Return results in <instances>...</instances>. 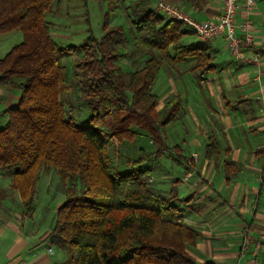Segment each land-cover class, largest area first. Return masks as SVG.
<instances>
[{"label":"trees","instance_id":"1","mask_svg":"<svg viewBox=\"0 0 264 264\" xmlns=\"http://www.w3.org/2000/svg\"><path fill=\"white\" fill-rule=\"evenodd\" d=\"M58 1L0 0V33L22 32V41L0 59V88L20 91L0 128V171L13 178L25 216L34 212L40 170L57 171L65 199L49 237L66 251L63 264H199L188 248L201 233L182 222L176 190L165 194L153 189L148 167L113 175L107 146L112 138L131 141L145 131L154 149L140 148L134 163L165 154L177 164L187 161L179 145L166 142L167 125L181 114V96L173 94L158 111L153 85L164 63L179 64L189 57H195V76L213 73L217 67L206 42L183 44L191 28L157 11L156 0H106L108 12L128 17L130 37L123 36L121 25H109L108 12L103 34L96 37L88 0H81L88 35L82 44L62 47L46 16ZM183 1L200 11L208 0ZM128 44L145 57L141 67L124 72L119 63L128 55ZM64 56H77L73 67L81 100L89 107L88 125L66 116ZM219 152L216 139L209 138L205 156L215 159Z\"/></svg>","mask_w":264,"mask_h":264},{"label":"crops","instance_id":"2","mask_svg":"<svg viewBox=\"0 0 264 264\" xmlns=\"http://www.w3.org/2000/svg\"><path fill=\"white\" fill-rule=\"evenodd\" d=\"M165 1L195 20L213 21L223 12V0H208L200 11L183 0ZM255 2L250 13L253 44L244 50L249 60L240 63L233 58L220 36L204 43L217 67L213 74L194 77L192 72H185L180 76L179 82L194 87L197 93L174 92L182 99L177 120L185 129V137L177 140L180 143H170L166 135V142L179 145L187 161L177 164L171 157L162 156L148 164L153 189L166 194L173 187L182 222L201 233L195 245L188 248L199 264H251L254 259L264 264V0ZM243 13L239 8L237 23ZM181 42L202 45L191 29ZM190 61L195 63V57L181 65ZM169 68V64L161 67L154 84L172 94L171 86L179 75L171 74ZM14 90L0 88V128L8 119L5 110L19 100ZM168 98L158 99L156 110ZM211 137L220 149L215 159L205 156ZM24 210L13 178L0 171V264H63L66 251L53 245L49 237L55 216L43 226L33 219L36 204L31 216H25ZM245 234L254 241L260 239L257 250L253 245L241 249Z\"/></svg>","mask_w":264,"mask_h":264},{"label":"rangeland","instance_id":"3","mask_svg":"<svg viewBox=\"0 0 264 264\" xmlns=\"http://www.w3.org/2000/svg\"><path fill=\"white\" fill-rule=\"evenodd\" d=\"M86 8L89 13V24L92 29V34L96 37H100L103 34V16L108 12L107 1L88 0ZM84 11L85 8L81 0H59L58 4H54L52 10L47 12L46 16L52 23V37L60 46L66 47L83 43L84 39L88 35L87 25L84 22ZM107 14L109 25H121L124 28L123 36L129 38L130 21L128 20V17L121 12H108ZM21 41L22 32L18 29L0 33V59L3 58L4 55L14 45L20 43ZM127 48L128 55L126 59L123 62L119 63L121 69L124 72L133 70L134 66L136 68L141 67L145 57L142 52L134 49L131 44H128ZM76 58L77 56H64L60 60V63L66 68V75L63 82L61 99L64 103L67 117H69L74 123L78 125H88L90 112L89 107L84 100H81L80 88L78 83L80 79L75 75L76 72L73 67ZM165 65L166 64H163L162 66ZM193 65V61H190V63H186L185 65H181V63L170 65V73L173 75H179L177 76L178 81H173V84L171 86L172 94H174V92L181 95H183L184 93H190V95L192 94V92L197 93L194 87H187L190 85L186 86L184 85L185 83L181 84L179 82L181 81L180 76H184L185 72H188L189 74L192 72L191 68ZM161 71L162 69L160 68L157 75L158 77L156 79L160 78L159 76L161 74L159 73ZM193 74L194 77H196L195 73ZM187 77L188 80L193 83L192 79H190V75H187ZM153 86L155 87V84ZM154 92L156 94L158 93L157 96L159 100H165L167 97L170 98V96L172 95L171 91L164 92L162 85H160L159 88L155 87ZM14 93L20 96V91L14 90ZM181 125L182 123L180 122V120H176L167 126V130L165 131H167L166 135L168 136V141H171L170 143H180V140L185 137V129L182 128ZM102 126L105 130L107 129L104 125ZM142 131L143 130H141V132ZM144 132L137 139L131 141L127 139L117 141L114 138L110 140V143L107 146V154L111 160L110 171L113 175H121L128 172H134L144 169L145 167H148V164H150L152 160L157 159L153 156L146 163L138 165L133 162L137 159L140 148L144 149L147 152L154 149V145L151 142L150 137L147 135V133ZM178 139L180 140L177 141ZM163 156L170 157L171 155L165 154ZM33 197L36 204V215L33 219L35 221L40 220V223H42L43 226H45L46 224H50L52 221V217H54L56 214L57 207L60 206L65 199L63 184L55 169L51 168L46 170L45 168H43L40 170Z\"/></svg>","mask_w":264,"mask_h":264},{"label":"built area","instance_id":"4","mask_svg":"<svg viewBox=\"0 0 264 264\" xmlns=\"http://www.w3.org/2000/svg\"><path fill=\"white\" fill-rule=\"evenodd\" d=\"M256 0H223V12L216 20H195L183 12L178 6H174L164 0H157L155 9L165 16L180 20L187 24L202 42H208L222 36L226 41V48L230 55L238 62L249 60L244 54L247 46L253 44L252 22L250 13L255 6ZM241 8L243 18L236 22V14ZM250 245L257 250L260 247V239L253 240L245 236L241 241V249L247 250ZM251 264H259L254 259Z\"/></svg>","mask_w":264,"mask_h":264}]
</instances>
